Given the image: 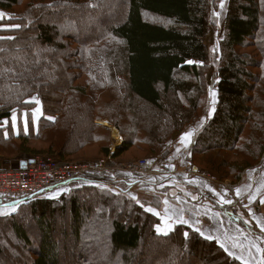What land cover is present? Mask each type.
<instances>
[{"label": "trees", "instance_id": "1", "mask_svg": "<svg viewBox=\"0 0 264 264\" xmlns=\"http://www.w3.org/2000/svg\"><path fill=\"white\" fill-rule=\"evenodd\" d=\"M218 3L0 0V11L12 14L0 21V123H12V114H20L27 125L26 135L19 126L17 137L7 126V139L1 128L0 152L7 153L11 142L32 140L46 148L15 150L74 163L67 159L97 146L106 158L109 132L96 124L105 120L123 140L111 158L132 164L139 160L123 157L134 150L144 156L163 150L172 135L197 123L212 86L215 110L194 134L188 161L233 188L264 157V0H227L215 57L207 39L217 29ZM136 100L150 107L149 119L138 112ZM38 105L35 129L32 111ZM26 201L16 213L0 217V259L7 264H62L54 227L58 216L69 217L78 264H142L136 256L148 245L161 257L178 260L176 252L183 250L202 264H245L189 225L178 223L159 234L158 218L121 192L83 188L57 201ZM213 209L228 212L217 203ZM95 214L98 219L91 220ZM27 218L37 227V242L25 230ZM7 235L16 243L7 242Z\"/></svg>", "mask_w": 264, "mask_h": 264}, {"label": "rangeland", "instance_id": "2", "mask_svg": "<svg viewBox=\"0 0 264 264\" xmlns=\"http://www.w3.org/2000/svg\"><path fill=\"white\" fill-rule=\"evenodd\" d=\"M218 1L219 3L217 10L214 13V17L217 21V29L211 30L209 37L207 39V46L209 47L211 54L215 57L218 55L217 52L218 42L223 37L224 18L227 7V0H218ZM113 8L116 9L115 6H113ZM0 14H3V16L0 17V21L3 20L4 22H6L7 20H9V18L12 17L11 13L0 11ZM111 14H114V11ZM96 15L97 16L93 18V21L97 22L99 13H97ZM111 16L112 18H114L113 15ZM150 18H152V20H154L155 22L158 21L154 17H150ZM88 23H92V20L89 19L88 21L84 22L85 25H88ZM63 26L65 30L68 28V26L65 24ZM78 34L81 36V33ZM212 76H213L212 73L208 74L207 77L208 83H211L213 78ZM32 101L35 102L36 100L32 99L31 102ZM215 105H216V90L214 89V87L210 86L207 89V96L204 101L203 115H201V118L197 123H195L190 127H187L183 132L178 133V135L176 134V136L172 135L173 137L171 136V138H169L163 150H160L154 154L153 153L150 155L147 154L145 156L143 155L142 151L137 152L136 150H134L133 151L134 153H131L128 157L127 156L123 157L124 161L135 162L137 160L139 161L149 160L153 156L156 157L159 156L161 161L159 168L163 169V172L174 171V175H177L175 181L171 179L170 181H162L158 177L157 178L155 177L154 179H152L154 185L138 184L131 190H127V191H125L123 187H119L118 189H113L112 187L104 186V188H100V189H106L113 193L121 192L126 197L131 198L134 201L138 202L139 204L143 205L146 211H149L156 218H158L159 223L157 227V232L159 234L164 235L167 234L176 224L187 222L188 215L187 212L184 211L185 209L184 203H185V199H192L193 196L187 195V192L180 190L179 185L183 187L189 186L194 190H196V191L192 190L194 194L198 193L202 198H206L210 202H212V204L217 203L222 207H226V208L228 207V209H226L228 211L227 215L231 216L234 224L236 223V225L242 227V230L239 232H234L237 229L236 225H234L235 227L233 228H230L229 225H225L226 227H222V229L218 227L214 230H207V233L205 235L207 239L215 240L219 245H221L223 243H220V240L224 238L223 230H227L228 232H231L232 240H233V245H232V241L228 239H227L228 242L226 244H223L224 245L223 248L228 249V251H226L228 254L231 253L232 257L239 259L241 262H244L245 264H264V255H263L264 237L262 239L261 237H259V233H262L261 235H264L263 232L264 230V157L263 160L260 162L259 167H257L256 169H251L246 171L242 176L241 182L236 184L233 188H230L231 183L229 181H220L219 177L216 174L208 173L198 168L196 169L199 170V172L202 175H205L204 176L205 178H199L194 174H187L190 171H192L193 168V166H191V164L188 161L190 153L189 150H186L187 140L191 139V144H192V139L194 137V134L196 133L197 130L201 128V126L205 123L206 119L212 115V113L215 110ZM135 107L138 110V112L142 115L147 116L148 112H150V107L137 100L135 101ZM34 110L35 109H33V111ZM13 118L14 119L16 118L17 120L19 119L21 122H25L24 115L20 116V114H15ZM149 118L150 116L146 117V119ZM96 124L100 126L102 125L108 129L109 132L107 134L108 139L106 142L104 141V144L107 145L111 153H113V151L117 147H119L123 142L119 132L117 131V129H115L105 120L98 121L96 122ZM33 125L35 129H37L35 123H33ZM7 126H10L13 133L11 122H4L2 124L0 123V129L1 128L5 129ZM19 126L20 125L18 124L16 130L17 132ZM144 127H146V125H143L142 129H144ZM20 129L22 130L21 126ZM22 131L23 134L26 135L27 133L26 123ZM4 136L6 137V139L9 137L6 129L3 132V137ZM11 144L14 145H10L7 147L8 148L7 153L0 152V154H2L0 155V169L18 168L19 162L21 160L23 161L26 158L33 157L31 155H28L29 153L25 154L24 152L16 151L15 147H17L18 148L17 150H19L20 147L24 145L25 148L31 150H37V151L46 148L44 143L34 142L32 140L24 144H19L18 141L11 142ZM190 146L191 145H189L188 147ZM95 147L97 146L87 148L84 152H80L77 156L67 160H72L75 161L76 163H87V164L93 163L100 159L102 160L103 158L99 156L98 154L99 152ZM76 158L79 159L75 160ZM165 161L167 162V164L163 166L162 163ZM166 165L167 166L172 165V166L167 167ZM257 169L260 170L257 171ZM154 171L157 172L156 169ZM177 172H180V174H178ZM206 176L213 177L216 182L215 185L219 184V186H217V188L214 189L213 188L208 189L209 182L206 180L208 179V177ZM143 181L147 182L148 179H144ZM80 189H83V187ZM70 191L73 190L71 189ZM180 191L182 193H180ZM69 192H66V194ZM60 194L61 193H59L58 196L47 195L50 196L51 198H40V199H46V200L50 199L57 201L60 197L65 195L64 193L62 195ZM26 202H27L26 200H19V201H11L7 203H3L2 206H0V213H2L0 214V217H8L16 213L20 207L19 205L27 204ZM150 203H152L153 205H149ZM25 212L26 210L23 211V213H21L19 216H17V218H20V216H22V214H24ZM68 218H69L68 216L66 217L58 216L57 218H55L54 227L56 230V238L60 244V248L62 251L61 254L63 258L62 264H78L75 260L76 257L74 255L75 253H73L75 249L74 250L72 249L73 242L71 240V236L69 237L70 223ZM189 218L193 219L191 215L189 216ZM90 219L96 221L98 219V215L95 214L91 216ZM22 221L24 222V227L27 234L31 237L32 240L37 242L38 230L35 223L29 218L24 219ZM241 223H243L244 226H242ZM185 224L191 226L193 224V220ZM197 231L201 235V230H199V228L197 229ZM208 232H210L213 235V237H209ZM229 235H226V237ZM256 239L258 244H255L254 242ZM248 240H252L249 243L251 248L245 246ZM9 241L13 242L14 240L12 241V237H8L7 235V242ZM13 243L16 242L14 241ZM239 243H242L244 245L242 246L237 245ZM139 252L140 253L136 256V258L137 260L141 259L140 262H142V264H202L199 258H195L193 257L194 255L192 254L189 255L185 253L183 250H180V252L179 251L176 252L177 255L179 256L178 260L177 258L174 259L173 257L174 255H170L169 257L167 256L161 257L160 252L155 251L153 245H148V247L143 246L142 250ZM28 256H29V252H26L24 254V257H28ZM136 258H131L132 262ZM0 264H7V263L4 261V259H0ZM134 264H136V261L134 262Z\"/></svg>", "mask_w": 264, "mask_h": 264}, {"label": "built area", "instance_id": "3", "mask_svg": "<svg viewBox=\"0 0 264 264\" xmlns=\"http://www.w3.org/2000/svg\"><path fill=\"white\" fill-rule=\"evenodd\" d=\"M112 154L90 164L64 162L49 155H37L21 160L18 168L0 169V200L2 203H7L34 197L51 198V195L66 194L71 189L82 187L96 189L104 186L113 189L123 187L127 191L138 184L154 185L152 179L155 177L162 181L176 180L177 175H174V171L163 172V169L159 168L161 164L159 156L122 165L111 158ZM21 163H26L24 168L20 167ZM165 164L166 161L162 163L163 166ZM155 169L157 172L154 171ZM187 174L205 178L199 170H192ZM206 177L211 186L208 185V189H214L216 184L214 178ZM144 179L148 181L144 182Z\"/></svg>", "mask_w": 264, "mask_h": 264}, {"label": "crops", "instance_id": "4", "mask_svg": "<svg viewBox=\"0 0 264 264\" xmlns=\"http://www.w3.org/2000/svg\"><path fill=\"white\" fill-rule=\"evenodd\" d=\"M36 109L34 111H32L33 123H35V126H37V122H38L39 118L41 117L40 106L38 105L36 107ZM14 115L15 114H12L11 121H13L12 122V128H13L14 136L17 137L18 132L16 130H17L18 124L22 127V130H23V128L25 127V122H21L20 120H17L16 118L14 119L13 118ZM173 136H176V134ZM4 139H6L5 136H4ZM189 145H191V139L187 140L186 150H189V148H190V147H188ZM214 188H217V185H214ZM179 189L187 192V195L193 196L192 199H185L184 211H186L187 215H188L187 216V222H185V223H188L189 221L193 220V224L191 225V227L193 229L195 228L196 230L199 228V230H201V235L204 238L206 237L205 235L207 233V230H214L218 227L220 229H222V227H226L225 225H229L230 228L235 227L234 225H236V223L235 224L233 223L231 216L227 215V212L221 213V212L215 211L213 209L212 202H210L206 198H202L198 193L194 194L192 191V190H194L193 188H191L189 186L183 187V186L179 185ZM194 191H196V190H194ZM180 193H182V192L180 191ZM191 193H193V194H191ZM190 215L193 217V219L189 218ZM185 223H183V224H185ZM185 225H188V224H185ZM236 226H237V229L234 232H239L242 230L241 226L240 227L238 225H236ZM263 232H264V230H263ZM208 234H209V237H213V235L210 232H208ZM261 234L262 233H259V237H261V239H262L264 237V235H261ZM223 235H224V238L220 240V243L226 244L228 242L227 241V239H228V240L232 241V245H233L231 232H228L227 230H223ZM226 235H229V236L226 237ZM251 241L252 240H248V242L245 244V246H248L251 248V246L249 245V243ZM254 242H255V244H258L257 239ZM237 245L242 246L244 244L239 243Z\"/></svg>", "mask_w": 264, "mask_h": 264}, {"label": "water", "instance_id": "5", "mask_svg": "<svg viewBox=\"0 0 264 264\" xmlns=\"http://www.w3.org/2000/svg\"><path fill=\"white\" fill-rule=\"evenodd\" d=\"M25 165H26V163H21L20 164V167L21 168H24L25 167ZM193 170L195 171L196 170V168L195 167H193ZM0 206H2V201L0 200Z\"/></svg>", "mask_w": 264, "mask_h": 264}, {"label": "snow or ice", "instance_id": "6", "mask_svg": "<svg viewBox=\"0 0 264 264\" xmlns=\"http://www.w3.org/2000/svg\"><path fill=\"white\" fill-rule=\"evenodd\" d=\"M2 16H3V14H0V17H2ZM189 135H190V134H189ZM0 214H2V213H0ZM158 231H159V229H158ZM205 238L207 239V237H205ZM220 247H222V248H223V247H224V245H223V244H221V245H220ZM225 251H228V249H226V248H225ZM229 254L231 255V253H229Z\"/></svg>", "mask_w": 264, "mask_h": 264}]
</instances>
